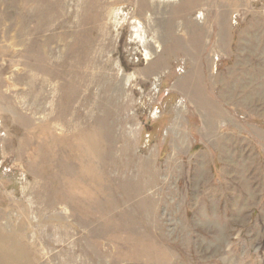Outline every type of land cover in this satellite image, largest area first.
I'll list each match as a JSON object with an SVG mask.
<instances>
[{
	"label": "rangeland",
	"instance_id": "1",
	"mask_svg": "<svg viewBox=\"0 0 264 264\" xmlns=\"http://www.w3.org/2000/svg\"><path fill=\"white\" fill-rule=\"evenodd\" d=\"M225 2L0 0V264H264V0L219 41Z\"/></svg>",
	"mask_w": 264,
	"mask_h": 264
},
{
	"label": "bare ground",
	"instance_id": "2",
	"mask_svg": "<svg viewBox=\"0 0 264 264\" xmlns=\"http://www.w3.org/2000/svg\"><path fill=\"white\" fill-rule=\"evenodd\" d=\"M233 1L234 0H226V2L225 3H223L222 5H221V7H222V10L221 11H219V13L218 14H216V16H215V19L220 23V28H219V41H222L223 39H224V35H225V33H226V30H225V27L227 26V15H228V11H229V8H230V6L232 5V3H233ZM195 4V3H194ZM193 4V5H194ZM193 5H191L190 6V8H193L194 6ZM220 7V6H219ZM220 7V8H221ZM191 13H192V11H191ZM201 16H202V14H201ZM199 19H202L203 21L201 22V24L202 25H205V23L207 22V16H205V17H198ZM185 27V26H184ZM86 44V43H85ZM81 46V45H80ZM102 46V45H101ZM82 47V46H81ZM78 48V47H77ZM198 52V51H197ZM196 55V54H195ZM147 59H149L148 57H147ZM85 60V59H84ZM94 61V60H93ZM93 61H90V62H92L93 63ZM98 63H99V60L97 61ZM159 62V61H158ZM105 64H106V62H104ZM160 63V65L161 64H163L162 62H159ZM158 63V64H159ZM157 64V65H158ZM102 65V64H101ZM106 66V65H105ZM80 68V67H79ZM101 70V69H100ZM84 71V70H83ZM98 72V71H97ZM84 74H86V72L84 73ZM102 76V75H101ZM112 92V91H111Z\"/></svg>",
	"mask_w": 264,
	"mask_h": 264
}]
</instances>
